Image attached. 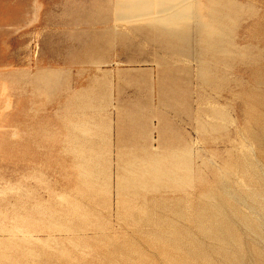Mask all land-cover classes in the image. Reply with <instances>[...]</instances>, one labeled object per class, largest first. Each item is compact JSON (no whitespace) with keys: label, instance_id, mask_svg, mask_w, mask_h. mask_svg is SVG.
I'll list each match as a JSON object with an SVG mask.
<instances>
[{"label":"rangeland","instance_id":"obj_1","mask_svg":"<svg viewBox=\"0 0 264 264\" xmlns=\"http://www.w3.org/2000/svg\"><path fill=\"white\" fill-rule=\"evenodd\" d=\"M0 264H264V0H0Z\"/></svg>","mask_w":264,"mask_h":264},{"label":"crops","instance_id":"obj_2","mask_svg":"<svg viewBox=\"0 0 264 264\" xmlns=\"http://www.w3.org/2000/svg\"><path fill=\"white\" fill-rule=\"evenodd\" d=\"M15 27H19V26H15ZM17 28H15V29H17ZM20 41V40H19ZM20 60V59H19ZM21 61V60H20ZM153 62H154V65H159V61H158V58H155L154 60H153ZM19 68H20V65H19ZM106 105H107V103L106 104H104V107H106ZM119 107V105H116V109H117V111H118V108ZM119 112V111H118Z\"/></svg>","mask_w":264,"mask_h":264}]
</instances>
